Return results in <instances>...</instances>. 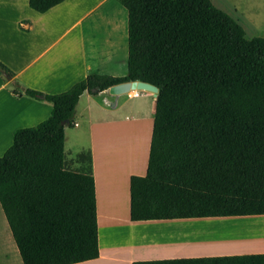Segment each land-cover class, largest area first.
<instances>
[{"label": "trees", "instance_id": "obj_1", "mask_svg": "<svg viewBox=\"0 0 264 264\" xmlns=\"http://www.w3.org/2000/svg\"><path fill=\"white\" fill-rule=\"evenodd\" d=\"M64 2L29 6L44 14ZM119 2L128 11L126 77L89 75L48 95L13 84L16 96L53 107L0 158V202L24 264L99 259L95 180L91 169H66L65 131L85 92L127 82L159 89L147 173L130 182L131 221L264 217V38L248 39L211 0ZM0 75L13 77L1 62ZM134 264H264V254Z\"/></svg>", "mask_w": 264, "mask_h": 264}, {"label": "crops", "instance_id": "obj_2", "mask_svg": "<svg viewBox=\"0 0 264 264\" xmlns=\"http://www.w3.org/2000/svg\"><path fill=\"white\" fill-rule=\"evenodd\" d=\"M211 1L247 33L239 19L243 0ZM128 60V11L119 0H65L44 14L31 9L29 0H0V62L13 73V77L0 75V158L18 130L39 125L53 111L45 100L16 96L14 83L22 90L60 94L89 75L126 77ZM157 97L138 90L132 97L110 89L98 95L85 92L73 128H66V169H91L96 184L100 257L82 264L264 254V241L181 249L164 244L189 231L176 227L180 223L215 219L131 221L130 182L147 173ZM81 155L90 161L80 160ZM120 223L129 227L125 235L120 234ZM195 248L243 250L216 253ZM0 264H24L1 202Z\"/></svg>", "mask_w": 264, "mask_h": 264}, {"label": "rangeland", "instance_id": "obj_3", "mask_svg": "<svg viewBox=\"0 0 264 264\" xmlns=\"http://www.w3.org/2000/svg\"><path fill=\"white\" fill-rule=\"evenodd\" d=\"M94 1L95 0H92V2ZM242 5V17L239 16V19L246 28L247 38H264V0H243ZM230 9L232 10V6H230ZM124 130L130 131L131 127L125 126ZM114 140L115 139L112 141L114 142ZM126 142H128V140H124V143ZM262 219L264 218H231L180 223V225L176 227L180 226L189 229V231L187 230L188 232L171 238L173 240L164 244H171L181 249L192 245H245L252 242H261L264 241V220ZM119 225L121 227L120 234L125 235L129 232V227L126 223H120ZM105 234V230L102 229V235ZM204 249L206 248H197L195 252H204ZM237 249L239 248L218 249L222 251L212 248L210 250H214L216 253L243 250Z\"/></svg>", "mask_w": 264, "mask_h": 264}, {"label": "water", "instance_id": "obj_4", "mask_svg": "<svg viewBox=\"0 0 264 264\" xmlns=\"http://www.w3.org/2000/svg\"><path fill=\"white\" fill-rule=\"evenodd\" d=\"M134 90L148 91V92L156 94L157 96L159 94V89L156 86H153L151 84L144 83V82H139V81L127 82L124 84L114 86L110 89V92L113 94H121V93H126V92H130ZM44 98L45 97L42 96V99Z\"/></svg>", "mask_w": 264, "mask_h": 264}, {"label": "built area", "instance_id": "obj_5", "mask_svg": "<svg viewBox=\"0 0 264 264\" xmlns=\"http://www.w3.org/2000/svg\"><path fill=\"white\" fill-rule=\"evenodd\" d=\"M134 95V91H130V92H128V96H130V97H132ZM137 95V94H136ZM75 126H76V124H75Z\"/></svg>", "mask_w": 264, "mask_h": 264}, {"label": "bare ground", "instance_id": "obj_6", "mask_svg": "<svg viewBox=\"0 0 264 264\" xmlns=\"http://www.w3.org/2000/svg\"><path fill=\"white\" fill-rule=\"evenodd\" d=\"M238 233V232H237ZM231 243V242H230ZM227 244H229V243H227ZM249 244V243H248ZM196 249V248H195ZM206 249H211V248H206ZM206 249H204V250H206Z\"/></svg>", "mask_w": 264, "mask_h": 264}]
</instances>
